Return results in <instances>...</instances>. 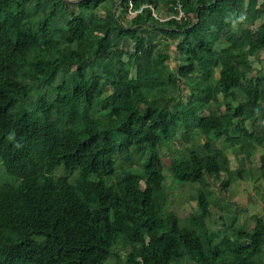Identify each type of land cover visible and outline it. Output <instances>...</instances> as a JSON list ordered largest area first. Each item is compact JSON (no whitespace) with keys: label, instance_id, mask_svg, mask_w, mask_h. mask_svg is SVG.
Wrapping results in <instances>:
<instances>
[{"label":"trees","instance_id":"trees-1","mask_svg":"<svg viewBox=\"0 0 264 264\" xmlns=\"http://www.w3.org/2000/svg\"><path fill=\"white\" fill-rule=\"evenodd\" d=\"M260 1L0 0V264H264L262 217L251 230L206 224L213 181L223 193L247 174L232 175L225 147L246 161L264 148L247 126L264 121V74L245 73L264 51V22L250 28ZM191 130L205 141L170 164L176 182L200 185L182 225L158 152Z\"/></svg>","mask_w":264,"mask_h":264},{"label":"rangeland","instance_id":"rangeland-1","mask_svg":"<svg viewBox=\"0 0 264 264\" xmlns=\"http://www.w3.org/2000/svg\"><path fill=\"white\" fill-rule=\"evenodd\" d=\"M76 2V1H74ZM107 6V5H104ZM79 8H83L82 3L76 4V7L71 6L68 2L64 3L62 10L67 12L68 14L77 13ZM258 8L260 12L255 18V24L250 27L251 29H255V27L259 26L262 22H264V1H260ZM98 16H104L105 15V8L99 9V11L95 12ZM132 17V14L128 13V19ZM160 19L167 18L165 15V12L162 11L160 13V16H158ZM246 26V25H245ZM156 40H159L161 48H163L162 44L168 43V46L164 49L168 52L170 58L169 60L164 64V69L167 73L175 72L179 66L178 59L176 55L174 54V46L169 43V40L163 39L159 34L155 37ZM66 44L63 42H60L58 47L59 49H62ZM122 48L126 50L129 53L133 52V45L131 41L125 40L122 43ZM219 48V47H218ZM88 53V52H85ZM249 65L252 67L251 72H246L247 76L249 78L254 77L257 70H261L262 74H264V51L258 52L255 55L249 57ZM182 87V86H181ZM182 95L188 96V91L184 87H182ZM206 93H203V96H205ZM221 100H223V96L220 97ZM238 99H240V96H237ZM229 100V99H228ZM224 111L223 108L220 112ZM206 114V111H204ZM248 129L254 130L252 126H250L247 123ZM256 128V127H255ZM259 128V127H258ZM261 130H264V124H262ZM191 132V133H190ZM188 135L189 139L184 140L185 137L182 136V134H178L174 139H172L170 142L163 143L162 147L160 148L158 154L160 156V159L162 161V166L164 170V176L165 181L163 182L164 192L167 195V205H166V211L175 213L178 218L180 219V222L182 225H186L188 217L196 210V202L195 197L197 190L200 188V185L198 184H183L180 182H176L173 178V176L170 173V164L172 160H180L183 159L186 155V150L190 147H196L201 145L205 141V137L200 134H196L191 130ZM264 132V131H263ZM185 136V135H184ZM215 146L222 149L224 148V142L222 140H216ZM228 147V146H227ZM226 149V147H225ZM264 153V148H258L256 150L255 156H253L252 161L248 163V166H252V172L251 174H248L249 177L252 176V178H256L258 176V173H255V169L257 167V164L259 162L257 154ZM230 161L232 159L231 153L227 152ZM237 158V156H236ZM221 160V159H220ZM238 161V159H236ZM249 161V160H248ZM244 165V162H242ZM115 169L118 171L122 167H124V164H121L119 160L115 161ZM238 163L235 160L231 161V164L229 163V169L232 172V175L234 174L235 169L238 167ZM133 168L138 169L139 167L136 164H133ZM230 167H233L232 169ZM2 172V168L0 166V175ZM61 171L58 170L57 174L60 175ZM75 177V174H72L69 176L70 179ZM260 180V179H258ZM257 181V180H256ZM244 182L240 180L232 179L230 186L221 193L220 186L222 185L223 181H213V186L211 189L212 196L211 201L212 205L210 207L211 216L209 219L206 220V224L209 228H211L214 232L219 230L222 226V222L225 225H230L231 221L237 220L236 225L243 226L246 230H251L254 227V220L248 215H243L240 211L235 210L233 208V205L230 203V199L233 198L235 195L240 196L244 193H246L248 190L256 191V194H260L261 189L264 187V178L261 182ZM244 192V193H243ZM263 194V193H262ZM220 217H222V220H220ZM120 241V238H118V242ZM114 253L118 254L120 261L123 262L125 259V256L128 253V247H124L121 243L117 244L114 247L113 250ZM180 264H190L187 261H183Z\"/></svg>","mask_w":264,"mask_h":264},{"label":"crops","instance_id":"crops-1","mask_svg":"<svg viewBox=\"0 0 264 264\" xmlns=\"http://www.w3.org/2000/svg\"><path fill=\"white\" fill-rule=\"evenodd\" d=\"M262 124H264V121L259 123V124L252 125V128L254 130H251V131L249 130V131L250 132L254 131L253 132L254 134L261 136L263 134L262 132L264 131L263 129L262 130L260 129V128H262ZM227 152L231 153V156H232L231 161L235 160L239 165L235 170L247 171V174L245 175L246 178L244 180H240L241 183H242V181L249 182L250 180H251V182H255L256 180H257L256 182H260V181L262 182L263 181L262 177L260 178V180L257 179V178H259L258 177L259 176V172H258L259 162L257 164V167L254 168L255 173L257 172L258 176L253 179L252 176L249 177V175H248V174H251V172H252V166H248V163L250 161H252L253 156L249 159V161H246L244 155L240 151L239 146H235V147H229L228 146L225 150V154H226L228 162L230 164H231V161H230V158H229ZM262 154L263 153L257 154L258 160H259L260 155H262ZM236 156H237V158H236ZM236 159H238V161ZM242 162H244V165L242 164ZM230 168L232 169L233 167H230ZM263 190H264V187H263V189H261V192ZM262 193L260 195L259 193L256 194V191L248 190L246 193H244L240 196H237V197L235 195H232L234 197L230 199V203L232 205L234 204L233 208L235 210L240 211L243 215L250 214L247 217H250L252 219L254 216H259V217H262L264 220V201H263L264 200V192H262Z\"/></svg>","mask_w":264,"mask_h":264},{"label":"built area","instance_id":"built-area-1","mask_svg":"<svg viewBox=\"0 0 264 264\" xmlns=\"http://www.w3.org/2000/svg\"><path fill=\"white\" fill-rule=\"evenodd\" d=\"M139 12H140V11H139ZM135 13H136V12H133V11H132V7H131V5H130V7H129V14H132V16H133ZM153 16H155L154 13H153ZM182 16H183L182 13L179 12V16L177 17V19H180ZM160 21H162V19H160Z\"/></svg>","mask_w":264,"mask_h":264}]
</instances>
